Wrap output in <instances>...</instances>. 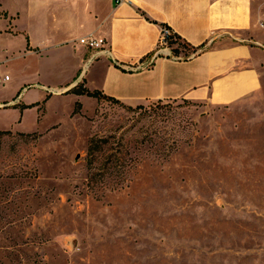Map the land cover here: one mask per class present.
<instances>
[{
  "label": "rangeland",
  "instance_id": "374dc122",
  "mask_svg": "<svg viewBox=\"0 0 264 264\" xmlns=\"http://www.w3.org/2000/svg\"><path fill=\"white\" fill-rule=\"evenodd\" d=\"M30 1L0 0V264H264V94L51 95L31 85L60 65L26 52Z\"/></svg>",
  "mask_w": 264,
  "mask_h": 264
},
{
  "label": "crops",
  "instance_id": "0c3cea01",
  "mask_svg": "<svg viewBox=\"0 0 264 264\" xmlns=\"http://www.w3.org/2000/svg\"><path fill=\"white\" fill-rule=\"evenodd\" d=\"M31 1L26 52L60 65L55 79L39 74L31 85L51 95L83 85L131 106L177 99L219 106L264 94V0ZM163 26L208 49L189 58L159 51ZM89 35L105 39L107 51L81 45Z\"/></svg>",
  "mask_w": 264,
  "mask_h": 264
},
{
  "label": "trees",
  "instance_id": "16d2710c",
  "mask_svg": "<svg viewBox=\"0 0 264 264\" xmlns=\"http://www.w3.org/2000/svg\"><path fill=\"white\" fill-rule=\"evenodd\" d=\"M163 28L170 29L167 26H163ZM168 39H169L170 46H173L174 44H178V47L172 48L173 56H179L182 53L181 48H183L184 50L187 51V53H184L185 58L191 57V54H189V53L196 55V54H200L203 51L208 49L206 47V44H203L199 47H195V46L191 45L190 43L183 40L178 34L174 33L173 31H172V34L169 36ZM154 54L155 53H153L152 55H154ZM69 92H73L77 95H88V96H91V97H94L97 99L107 98V99H110V100L115 101V102H120L114 98L102 95V93L99 91L91 92L88 89L84 88L83 85H78L77 87L68 91V93ZM10 132L11 131H0V134H9ZM105 141L106 140L95 139V138H92L90 140L89 145H88V152H87L88 164L90 165V167H93V165L95 164V162L97 160V156H98L97 154L102 150V144L101 143H103Z\"/></svg>",
  "mask_w": 264,
  "mask_h": 264
},
{
  "label": "built area",
  "instance_id": "2783aa9c",
  "mask_svg": "<svg viewBox=\"0 0 264 264\" xmlns=\"http://www.w3.org/2000/svg\"><path fill=\"white\" fill-rule=\"evenodd\" d=\"M118 2H122L124 0H117ZM172 34V31L168 28H162V34L159 41V51H164L170 49L169 47V36ZM81 45H84L88 49H94L98 51H107V41L103 38H96L92 35L85 36L79 40Z\"/></svg>",
  "mask_w": 264,
  "mask_h": 264
}]
</instances>
